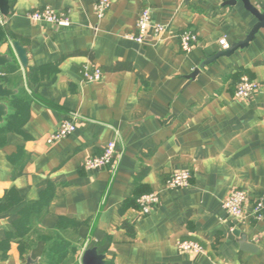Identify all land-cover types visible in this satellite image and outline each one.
I'll use <instances>...</instances> for the list:
<instances>
[{"label": "crops", "instance_id": "1", "mask_svg": "<svg viewBox=\"0 0 264 264\" xmlns=\"http://www.w3.org/2000/svg\"><path fill=\"white\" fill-rule=\"evenodd\" d=\"M10 1V15L0 13V51L14 59L0 80L16 91L0 100L9 108L0 124V264L29 257L48 264L47 252L59 244L73 264L93 248L105 264H264V221L235 219L223 208L232 191L243 190L251 213L264 193V30L189 80L223 51L222 39L231 46L249 35L257 20L244 4L110 0L99 19V0ZM251 2L264 12V0ZM45 7L66 14L70 25L27 17ZM146 8L166 29L140 44L129 36ZM184 31L198 36L190 53L180 46ZM15 42L27 50V67ZM91 66L103 72L98 83L83 79ZM242 74L261 86L245 101L235 98ZM71 117L77 131L49 144ZM113 141L117 169L87 171L86 161ZM175 171H189L190 185L166 191ZM144 191L159 193L160 202L141 217L132 199ZM242 237L253 247L243 250ZM185 240L206 253H181Z\"/></svg>", "mask_w": 264, "mask_h": 264}, {"label": "built area", "instance_id": "2", "mask_svg": "<svg viewBox=\"0 0 264 264\" xmlns=\"http://www.w3.org/2000/svg\"><path fill=\"white\" fill-rule=\"evenodd\" d=\"M228 2L231 0H222ZM110 0H99L95 5V13L99 19H103L110 9ZM27 17L34 23H49L58 27H66L70 25L69 18L66 14L61 13L52 7H45L41 10L31 11ZM4 22L2 23V25ZM166 27L162 24L154 22L152 18V11L149 8L144 9L137 22V31L135 34L129 36V39L137 43H146L148 40L159 39L165 32ZM180 46L185 53H190L198 44V36L192 31H184L180 35ZM223 50L228 49L230 44L224 38L220 41ZM83 79L88 83H98L103 78V72L97 66H91L83 70ZM261 86L255 80L244 76L236 86L235 98L237 100L245 101L253 95L259 93ZM77 131V124L75 118L71 117L62 121L58 129L52 133L47 142L49 144H56L62 140L72 136ZM116 142H110L104 149L101 156L91 158L85 163L87 171H98L105 168H110L115 171L118 167V162L115 160ZM191 181V173L189 171H175L167 179L164 189L166 191H173L185 189L189 187ZM160 194L152 192L141 196L137 200L138 213L141 217L149 215L152 210L159 205ZM249 198L245 191L234 190L225 199L223 208L226 213L235 219L253 218L258 222L264 221V193L254 201L251 213L247 211ZM181 253L190 254L192 256H200L206 253L205 248L196 241H180L177 245Z\"/></svg>", "mask_w": 264, "mask_h": 264}, {"label": "water", "instance_id": "3", "mask_svg": "<svg viewBox=\"0 0 264 264\" xmlns=\"http://www.w3.org/2000/svg\"><path fill=\"white\" fill-rule=\"evenodd\" d=\"M238 1H241L244 4L245 9L249 11L256 18L257 23L254 25L253 29L251 30V32L249 33V35L246 37L245 40L233 43L228 49H225L219 52L213 58L206 60L204 63H202L200 69H197V71L189 78V80L194 79V77L200 72L202 68L209 65L213 61L221 57H230L233 54H235V52L246 49L255 40L259 32L261 30H264V12L260 11L251 2V0H231L228 1L226 4L233 6L236 5ZM10 10H11L10 0H0V13L4 17H8L10 15ZM12 48L14 49V52L16 53L21 64L24 67H27L29 63L27 50L19 42L13 43ZM0 50H1V46H0ZM13 60L14 59L11 54H2L0 51V70L12 64ZM15 94L16 91L9 89L0 80V100H5V99L8 100ZM8 111H9L8 105L4 102H0V124L4 122L5 117L8 115ZM234 235L238 236L239 232L235 231ZM240 247L243 250H248L253 246L247 243V239L245 237H242L240 241ZM81 262L82 264H105V256L99 254L98 249L96 248L88 249L83 253ZM36 263L37 261L29 257L25 264H36Z\"/></svg>", "mask_w": 264, "mask_h": 264}, {"label": "trees", "instance_id": "4", "mask_svg": "<svg viewBox=\"0 0 264 264\" xmlns=\"http://www.w3.org/2000/svg\"><path fill=\"white\" fill-rule=\"evenodd\" d=\"M11 2V1H10ZM11 4V3H10ZM12 6V5H11ZM247 76L252 80V77L249 76L248 74H242L238 77V81L237 84L240 82L241 78ZM236 91V90H235ZM151 193V191H144V192H139L136 193L135 196L132 199V204L136 209H139L138 204H137V200L145 195V194H149ZM70 249L68 248V246L66 244H59L56 245L55 247L51 248L48 252H47V261L48 264H73L74 260L73 257L69 251ZM23 259H25L26 254L28 253V249L23 248ZM72 257V258H71Z\"/></svg>", "mask_w": 264, "mask_h": 264}]
</instances>
